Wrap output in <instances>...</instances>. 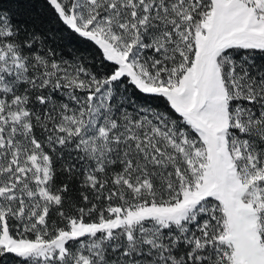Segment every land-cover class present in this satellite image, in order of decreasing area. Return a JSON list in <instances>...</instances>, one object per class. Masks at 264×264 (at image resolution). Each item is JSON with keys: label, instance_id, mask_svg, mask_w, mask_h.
Listing matches in <instances>:
<instances>
[{"label": "snow or ice", "instance_id": "snow-or-ice-1", "mask_svg": "<svg viewBox=\"0 0 264 264\" xmlns=\"http://www.w3.org/2000/svg\"><path fill=\"white\" fill-rule=\"evenodd\" d=\"M0 264H264V0H0Z\"/></svg>", "mask_w": 264, "mask_h": 264}]
</instances>
